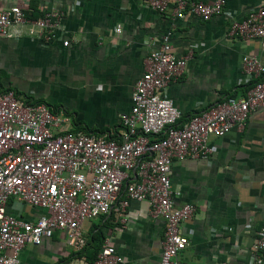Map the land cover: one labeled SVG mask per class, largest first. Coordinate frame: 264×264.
<instances>
[{
  "label": "crops",
  "instance_id": "0c3cea01",
  "mask_svg": "<svg viewBox=\"0 0 264 264\" xmlns=\"http://www.w3.org/2000/svg\"><path fill=\"white\" fill-rule=\"evenodd\" d=\"M262 4L264 0H225L223 13L201 21L188 14L178 19L158 13L144 0H0V8L17 5L30 19L60 12L63 24L62 35L48 42L27 35L0 37V91L13 89L27 100L64 110L72 130L120 138L119 119L130 110L144 61L169 33L173 53L186 61L181 76L166 88L182 113L181 124L220 100L242 96L253 84L241 72L240 60L254 55L264 67V49L257 40L230 37L229 15L242 19ZM64 39L69 40L66 47ZM209 143L208 158L171 165V186L180 192L176 206L195 207L181 226L188 245L178 259L182 264H248L264 222V108L251 112L242 131L211 136ZM5 211L30 222L44 214L13 199ZM81 228L86 242L96 233L108 239L122 264H159L164 223L148 214L145 202L129 201L124 220L113 206ZM91 252V247L74 251L64 234L55 231L39 245L22 248L19 264H89Z\"/></svg>",
  "mask_w": 264,
  "mask_h": 264
},
{
  "label": "built area",
  "instance_id": "2783aa9c",
  "mask_svg": "<svg viewBox=\"0 0 264 264\" xmlns=\"http://www.w3.org/2000/svg\"><path fill=\"white\" fill-rule=\"evenodd\" d=\"M158 13L178 19L186 14L208 21L223 13L225 0H144ZM61 13L46 11L30 19L17 5L0 8V37L23 35L48 42L63 33ZM228 35L257 40L264 49V4L245 17L229 15ZM115 33L121 31L118 25ZM62 35V34H61ZM64 47L69 40L64 39ZM184 57L173 53L169 33L149 51L144 72L131 94V107L121 114L120 138L71 128V117L44 102L27 100L13 89L0 91V264H19L26 245L62 232L76 252L86 245L85 221L107 215L116 206L124 220L129 201L145 202L148 214L164 223L159 264H182L178 253L188 245L181 226L195 207L176 206L180 192L170 182L171 165L187 158H208L209 137L242 131L249 115L264 108V67L254 55H243L241 72L253 84L240 97H227L178 124L181 111L166 88L185 69ZM264 165V147L262 151ZM10 199L44 211L35 222L6 213ZM104 239L92 264H122ZM248 264H264V222L251 247Z\"/></svg>",
  "mask_w": 264,
  "mask_h": 264
},
{
  "label": "trees",
  "instance_id": "16d2710c",
  "mask_svg": "<svg viewBox=\"0 0 264 264\" xmlns=\"http://www.w3.org/2000/svg\"><path fill=\"white\" fill-rule=\"evenodd\" d=\"M38 102H40V101H38ZM83 131L85 133H88L87 129H84ZM92 133L96 134V132H92ZM101 217L103 218L104 216H101ZM103 240H104L103 236L100 235V233H96L90 239L87 240L85 247L81 250V251H84L86 248L91 247L92 252H91V259L89 261V264H92V262L95 260L96 255H97L98 251L100 250V247L102 245ZM81 251H79V252H81Z\"/></svg>",
  "mask_w": 264,
  "mask_h": 264
}]
</instances>
